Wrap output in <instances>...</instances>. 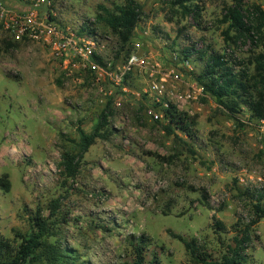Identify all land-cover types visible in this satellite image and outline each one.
<instances>
[{
	"label": "rangeland",
	"instance_id": "1",
	"mask_svg": "<svg viewBox=\"0 0 264 264\" xmlns=\"http://www.w3.org/2000/svg\"><path fill=\"white\" fill-rule=\"evenodd\" d=\"M59 1L73 24L81 15L96 23L100 5L113 8L125 0ZM135 1L142 16L131 53L155 66L158 80L170 71L181 75L178 82L166 77V86L182 97V111L195 118L194 139L182 133L177 134L184 141L175 139L165 131L166 122L149 116L154 94L144 69L134 72L124 91L97 85L90 76L68 80L42 44L6 50L0 27V178L11 184L9 192L0 187L5 237L16 241L18 234L30 233L40 210L50 220L49 241L72 252L78 264H127L132 236L144 237L147 262L191 264L172 234L198 239L218 256L224 243H231L233 225L241 218L250 222L251 205L241 194L264 187V123L220 108L196 81L204 67L198 54L186 60L183 53H233L238 61L248 56L250 45L226 43L223 35L224 9L234 0H198V19L183 17L181 8L173 9L174 0ZM245 2L264 8V0ZM96 27L110 41L103 54L116 58L118 38ZM123 59L124 54L117 63ZM108 102L114 135L98 139L78 176L65 179L58 166L62 152L76 150L72 141L79 140L78 128L91 133ZM54 200L58 211L51 217ZM216 220L227 231H218ZM252 236L248 264H264V220Z\"/></svg>",
	"mask_w": 264,
	"mask_h": 264
},
{
	"label": "trees",
	"instance_id": "2",
	"mask_svg": "<svg viewBox=\"0 0 264 264\" xmlns=\"http://www.w3.org/2000/svg\"><path fill=\"white\" fill-rule=\"evenodd\" d=\"M198 0H174L173 9H182L183 17L193 15L195 19L200 16ZM142 16V7L135 0H125L123 4L113 8L100 5L96 14L94 26H101L104 32L114 34L121 48L116 54V60L124 59L131 53L135 31ZM227 25L223 32L225 42L233 45H250L251 49L246 58L238 61L234 54H220L187 49L184 50L186 60L198 54L204 63L202 71L195 75L197 83L205 94L210 95L216 103L227 113L243 117L246 113L249 118L264 123V8L261 4L245 0H234L233 4L226 6L221 20ZM95 30H99L97 27ZM6 50L20 46V43L5 40ZM133 74L126 77L125 85H129ZM112 102H108L102 110L99 120L91 133L78 128L79 140L72 142L76 150L66 149L62 152L58 164L61 176L65 179H75L80 171L84 155L96 144L98 139L108 141L114 130L109 126V118L114 115L111 111ZM154 105L153 108H158ZM162 121L165 131L179 141H184L177 133H182L194 139L193 127L195 118L188 113L178 110L174 105L163 110ZM161 123L160 120H155ZM65 137V136H64ZM71 141V140H70ZM0 187L6 192L10 191L11 184L5 177L0 178ZM251 205L250 222L240 219L232 227L234 234L231 243L223 245V251L217 256L208 248L200 244L198 239H185L180 235L172 234L179 239L187 252L191 264H248L251 259L248 250L252 243V233L261 221L264 220V187L249 188L242 194ZM59 200L50 203L51 217L56 216ZM32 231L28 234H18V240L13 241L0 234V264H78L72 252L49 241L51 224L40 210L31 219ZM218 231H227L224 223L216 220L214 223ZM103 229L108 230L103 226ZM131 258L127 264H158L156 259L147 262L146 243L144 237H131Z\"/></svg>",
	"mask_w": 264,
	"mask_h": 264
},
{
	"label": "built area",
	"instance_id": "3",
	"mask_svg": "<svg viewBox=\"0 0 264 264\" xmlns=\"http://www.w3.org/2000/svg\"><path fill=\"white\" fill-rule=\"evenodd\" d=\"M63 11L64 5L59 0H0V27L7 40L37 43L49 48L53 58L63 66L68 80L90 76L97 85L108 83L124 91L126 77L144 69L152 79L154 94L149 116L162 121L163 110L171 104L182 110V97L166 86V77L178 82L180 74L170 71L158 80L155 66L150 68L149 63L136 53H130L117 63L112 55L103 54L110 41L100 36L92 20L87 21L81 15V19L71 24L66 21ZM100 91L105 96L113 95L102 88ZM114 105L120 103L114 102ZM154 105L159 107L153 108Z\"/></svg>",
	"mask_w": 264,
	"mask_h": 264
}]
</instances>
